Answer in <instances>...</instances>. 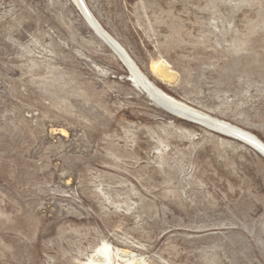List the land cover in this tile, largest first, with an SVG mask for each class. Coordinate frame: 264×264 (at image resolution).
<instances>
[{
	"label": "rangeland",
	"instance_id": "374dc122",
	"mask_svg": "<svg viewBox=\"0 0 264 264\" xmlns=\"http://www.w3.org/2000/svg\"><path fill=\"white\" fill-rule=\"evenodd\" d=\"M84 2L0 0V264H264V0Z\"/></svg>",
	"mask_w": 264,
	"mask_h": 264
},
{
	"label": "bare ground",
	"instance_id": "6f19581e",
	"mask_svg": "<svg viewBox=\"0 0 264 264\" xmlns=\"http://www.w3.org/2000/svg\"><path fill=\"white\" fill-rule=\"evenodd\" d=\"M76 1H77L78 4L80 5V7H81L82 10L84 11V13L88 15V13H89V9L87 8L86 3L84 2V0H76ZM90 13H91V12H90ZM90 20H91V22H92V23L98 28L99 32H100L101 34L103 33L102 35H104L106 38L108 37L109 39H111V41H113L114 43H116L115 40H114L113 38H111V37L108 36L106 33H104L103 30L99 29L100 27L98 26V24L95 22V20H94L92 17H90ZM106 35H107V36H106ZM118 47H119V46H118ZM123 50H124V49H123ZM120 51H122V49H120ZM123 53H124V55H125V58H126L127 61H128V64H129L131 70L133 71V74H134L135 78L137 79V81H139L141 84H143V86L147 87L148 90H149L151 93H153V94H155V95H157V96H162V97H164V98L170 100L171 102H173V103L176 104L177 106H180L181 108H184V109H186V110H190V111H192V112H195V113L200 114V115H203V116H207L208 118H210V119H212V120H216V121H218L220 124L227 125V126L230 128L231 132L236 133V134H238L239 136H241V137H243V138H245V139H247V140H249V141H251V142L256 143V145H257L258 141L256 140V138H255L254 136L250 135V133L248 134V133L242 131L241 129L236 128V126H233V125H231V124H229V123H226V122H224V121H222V120H220V119H217V118H214V117H212V116H210V115H207V114H205L204 112L202 113V112H200V111H198V110H196V109H193V108L189 107L188 105L184 104L183 102H181L180 100H177L176 98H174V97H172V96L166 94L165 92H162L161 90H159V89H158L157 87H155L154 84H153L152 82H150V80H149V79H148V78H147V77H146V76H145V75H144V74H143V73H142V72L136 67V65H135V64L130 60V58L128 57L127 53H126V54H125V52H123ZM167 66H168V64L166 65L165 62H157V63L154 64L153 68H154L155 72H156L158 75H160L161 77H164V78H168V80H170L169 78H170L171 75H173V74H171V71H170V69H169ZM173 73H174V72H173ZM158 75H157V76H158ZM165 80H167V79H165ZM170 82H171V80H170Z\"/></svg>",
	"mask_w": 264,
	"mask_h": 264
},
{
	"label": "water",
	"instance_id": "95a60500",
	"mask_svg": "<svg viewBox=\"0 0 264 264\" xmlns=\"http://www.w3.org/2000/svg\"><path fill=\"white\" fill-rule=\"evenodd\" d=\"M144 88L155 98V100L157 102H159L160 104H162L166 108H168V109H170V110H172L174 112H178L180 114L186 115V116H188V117H190V118H192L194 120H197L198 122H200V123H202V124H204V125H206V126H208L210 128H213L215 130L222 131L224 133L230 134V135L235 136L237 138H240V139L246 140L248 142H251V141H249V140H247V139L239 136L238 134L231 132L230 128L227 125L220 124L218 121L212 120V119L208 118L207 116H203V115L197 114L195 112H192L190 110H186L184 108H181L180 106H177L176 104H174L170 100H168V99H166V98H164L162 96H157V95L151 93L148 90L147 87L144 86ZM251 143H254V142H251ZM254 144H256V143H254Z\"/></svg>",
	"mask_w": 264,
	"mask_h": 264
}]
</instances>
